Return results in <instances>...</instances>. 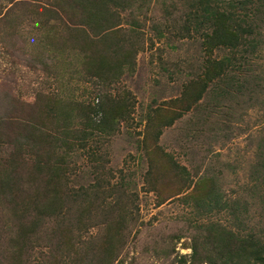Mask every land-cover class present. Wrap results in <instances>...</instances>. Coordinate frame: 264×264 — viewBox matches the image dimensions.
I'll list each match as a JSON object with an SVG mask.
<instances>
[{"label": "trees", "instance_id": "obj_1", "mask_svg": "<svg viewBox=\"0 0 264 264\" xmlns=\"http://www.w3.org/2000/svg\"><path fill=\"white\" fill-rule=\"evenodd\" d=\"M155 2L172 22L152 27L157 41L164 32L175 40L198 34L202 60L183 86L180 106L168 102L171 108L148 110L142 120L137 135L143 134L147 192L158 194L157 206L175 197L197 215L189 220L191 253L178 264L187 258L189 264H264V242L253 234L202 219L223 209L213 178H199L196 167L192 175L159 145L164 129L206 94L217 98L209 104L210 113L227 119L233 109L221 110L222 101L250 92L247 78L236 74L248 77L261 48L264 0H0V81L15 75V51L29 56L41 75L31 99L12 96V107L0 115V147H12L0 155V264H123L136 223L128 217L132 208L138 211V194L126 176L115 179L99 149L135 109L134 96L116 86L135 71L145 45L140 17ZM65 77L100 88L88 100L77 99L64 93ZM218 125L200 119L189 133L214 139ZM75 152L90 162L92 180L86 185L71 179ZM158 160L170 173L166 178H175L188 191L160 195L156 184L165 178ZM257 195L264 206V190ZM34 252L39 254L33 259Z\"/></svg>", "mask_w": 264, "mask_h": 264}, {"label": "rangeland", "instance_id": "obj_2", "mask_svg": "<svg viewBox=\"0 0 264 264\" xmlns=\"http://www.w3.org/2000/svg\"><path fill=\"white\" fill-rule=\"evenodd\" d=\"M152 5V10H143L140 17L144 24L145 45L137 56L135 71L123 75L116 86L134 96L135 109L128 122L121 123L119 131L107 137L99 149L115 179L126 176L131 180L132 190L138 194L135 203L138 211L131 207L133 214L128 217L136 223H132L134 226L123 252V264H178L181 256L191 253L189 220L197 219L192 208L175 197L157 206L158 194L147 192L149 185L143 179L148 163L139 142L143 134L138 136L137 133L143 131L145 113L159 106L171 108L168 102H174L179 107L183 86L198 72L202 60L198 34H194L193 38L175 40L174 35L164 32L165 38L157 41L152 27L164 28L165 24L172 22L164 19L160 7H155L156 2ZM259 33L258 39L262 44L258 55L252 59L248 77L236 74L247 78L245 87L250 92L240 99L224 100L220 106L225 111L226 106H232L233 115L225 119L219 117L220 113L211 114L209 104L217 98L210 92L171 127L164 129L159 145L187 167L192 175L196 167L199 178H213L215 181L223 209L205 214L203 220L208 217L217 219L232 230L253 234L264 242V206L258 199L262 194L257 195L259 189L264 190V24ZM13 64H16L15 75L7 81H0V115L12 107L9 100L12 96L18 94L31 99L32 86L40 81V72L31 67L33 62L29 56L15 51ZM63 82L67 84L64 93L81 100L92 98L100 88L92 83L68 82V77ZM111 92L115 93L114 90ZM93 103L96 104V101ZM172 108L175 109V105ZM205 118L210 122L217 120L218 134L214 135V139H206L207 135L193 138L189 132L194 122L204 121ZM11 150L10 146H2L0 155L5 156ZM71 160L73 183H90L89 160L77 152L72 154ZM158 164L165 178L156 184L162 191L161 196H170L180 188L188 191L186 185H181L175 178L167 179L170 173L162 167V161L158 160ZM194 180L196 178L193 183ZM176 236L180 239L177 240ZM38 254L34 252L33 259ZM186 261L189 264V258Z\"/></svg>", "mask_w": 264, "mask_h": 264}]
</instances>
